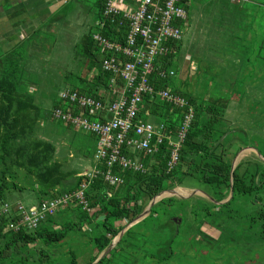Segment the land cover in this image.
<instances>
[{"label": "trees", "instance_id": "obj_1", "mask_svg": "<svg viewBox=\"0 0 264 264\" xmlns=\"http://www.w3.org/2000/svg\"><path fill=\"white\" fill-rule=\"evenodd\" d=\"M106 1L100 0V18ZM196 3L184 4L187 19L195 33L201 30L204 35L186 42L188 26L184 27L182 39L170 42L169 51L157 58V65L175 74L150 76L155 90L170 87L194 111L178 164L168 171V138L153 154L125 150L144 164V172L116 166L121 184L94 177L85 189L90 210L69 203L35 229L14 228L21 216L13 204L30 196L35 202L29 207L36 206L43 199L79 189L87 178L76 168L68 169L58 159L55 144L41 135L44 103L35 95L40 85L29 88V82L40 78L38 74L24 77L47 31L33 33L7 52L0 49V205L11 204L8 213L0 214V264H92L157 194L175 185L187 187L184 184L189 181L202 182L211 198L195 194L160 199L146 217L127 227L97 264H264V162L245 157L231 172L241 149L236 147L238 129L243 128L238 120L246 111L241 123L248 124L243 129L250 130L264 156V0ZM190 9L198 16L193 21ZM93 32L79 42L84 58L78 65L87 74L67 72L63 79L74 81L73 90L106 102L101 89L108 88L111 74L100 68L102 54ZM100 32L114 39L117 25L108 21ZM186 54L201 71L202 91L195 92L189 81L179 78V62ZM93 69H97L95 75L88 77ZM217 79L225 82L217 85ZM60 106L61 100L53 101V109ZM145 111H149L148 119L166 125L175 139L187 107L174 106L155 93L144 96L139 114L143 118ZM88 134L95 139V149L88 152L94 162L98 138ZM231 187L232 197L218 203L228 198ZM73 235L83 237L82 244L62 250L63 245L73 244Z\"/></svg>", "mask_w": 264, "mask_h": 264}, {"label": "built area", "instance_id": "obj_2", "mask_svg": "<svg viewBox=\"0 0 264 264\" xmlns=\"http://www.w3.org/2000/svg\"><path fill=\"white\" fill-rule=\"evenodd\" d=\"M191 0H107L103 17L98 21L99 31L93 33L102 54L100 68L109 72L111 78L108 88L102 87L101 93L106 102L90 95L82 94L68 87L61 91L63 106L53 109L55 119L76 131L91 133L98 138L94 155V165L80 173L87 180L75 191L57 194L51 199H43L38 205L29 207L22 202L13 204L18 210L20 220L14 226L35 229L48 215H53L62 206L78 203L90 210L85 189L96 176H102L109 184H121L122 176L115 170L145 171V166L137 157L129 156L126 151H146L153 154L165 138L170 139L171 150L168 171L179 162L180 150L194 117L192 106L187 99L170 87L155 90L150 76H173L174 70L157 65L158 56L169 51V44L181 40L187 10L184 4ZM201 1V0H195ZM231 2L249 0H230ZM108 21L116 23L117 34L114 39L103 35L100 30L107 27ZM121 34H120V33ZM93 69L90 76L95 75ZM157 94L160 99L174 106L187 107L181 125L171 139L166 125L156 124L141 117L144 96ZM115 96L112 100L110 97ZM140 202V201H139ZM11 204L0 205V214L8 213Z\"/></svg>", "mask_w": 264, "mask_h": 264}, {"label": "rangeland", "instance_id": "obj_3", "mask_svg": "<svg viewBox=\"0 0 264 264\" xmlns=\"http://www.w3.org/2000/svg\"><path fill=\"white\" fill-rule=\"evenodd\" d=\"M192 1L195 2V0ZM206 1L207 0L196 1L199 2L196 4L202 5ZM99 3L100 0H73L69 6V12L67 13L68 15L66 16V19L64 22L62 20L60 23V29H54L51 30V32H46V39L41 42L44 45L42 46L41 44L42 47H40L41 50L38 55L36 54L34 58H30L32 61V63L28 65L30 69L28 70V74L27 72L24 74V77L26 75L32 76L33 74H38V77L40 78L39 80L29 82V88L30 90H35L38 88V85H40V91L35 93V95L38 100L44 103L45 116H43L44 119L40 122L42 129V131H40L41 135L55 144L57 147L58 159L64 161L68 169L76 168L79 171L82 169L80 167V163H84V165H91L92 156H89V153H92L95 149V139L83 131H76L73 128L64 127L63 123L53 119V101H60L61 91L74 84V81H64L65 79H63V76L65 73L71 72L73 76L77 74H87L84 72V68L78 65L79 62L80 64L83 62L84 58L81 53V45L79 42L83 35L92 31L96 32L98 30L97 23L100 20ZM189 12V16L192 21L194 18L198 17L195 15L192 9H190ZM187 17L186 20L182 22L183 27L188 26L183 37V40L186 42L188 40H194L199 34L204 35L203 31L201 30H197L196 33L193 31L192 25L194 24H189ZM179 63L181 67L179 78L183 81H189L190 86L195 92L202 91L203 86L201 84L203 77L201 75V71L197 67L196 61L190 59L186 54ZM38 67L39 69H37ZM90 73L91 71L89 74ZM89 74L87 75L88 77H90ZM33 77L36 78L34 75ZM222 81L225 82V80L217 79V85ZM258 96L260 97V93H258ZM228 114L232 115L233 110L229 109ZM246 115L247 111L243 116L240 117L241 120H238L240 122L239 126H242L243 128H246L248 124V122H245L244 124L241 123V121L245 119ZM151 121L154 122L153 120ZM243 128L239 127L238 129V136L240 139L236 147H241L239 150V152H241L238 156L239 161L245 157H248L247 159L256 160L260 158L261 161L264 162V156L259 152L258 149V147L260 148V144L253 137L250 130L245 131ZM259 153L262 157L259 155ZM184 185H187V187L183 188L181 186L178 187L175 185L169 188H175V194L167 192L163 194V198L170 196L178 197L180 194L187 196L193 192V189H198L205 192V187L202 182L189 181ZM196 193V195L206 197L208 199V197L203 193L199 191ZM26 194L27 193L24 195ZM20 200L27 206L32 205V201L35 202L34 198H30V196L26 197L25 200ZM84 228L88 230L87 225H85ZM73 236L74 240L71 241L73 244L69 246L66 244L63 245L62 250L68 249L69 247L76 248L82 244L83 237H80L79 235ZM70 238L71 235L66 239L67 241L65 243H68ZM174 263L179 264L177 261H174ZM185 264L201 263L197 261L195 263L186 262Z\"/></svg>", "mask_w": 264, "mask_h": 264}, {"label": "crops", "instance_id": "obj_4", "mask_svg": "<svg viewBox=\"0 0 264 264\" xmlns=\"http://www.w3.org/2000/svg\"><path fill=\"white\" fill-rule=\"evenodd\" d=\"M72 1L0 0V49L7 52L37 31L60 29V23L66 19ZM40 39L43 41L46 36ZM93 165V160L91 165L80 163V173Z\"/></svg>", "mask_w": 264, "mask_h": 264}, {"label": "water", "instance_id": "obj_5", "mask_svg": "<svg viewBox=\"0 0 264 264\" xmlns=\"http://www.w3.org/2000/svg\"><path fill=\"white\" fill-rule=\"evenodd\" d=\"M247 148H251V147H247ZM247 148H245V149H247ZM254 149V148H253ZM241 152V151H240ZM240 152H238L237 153V155L235 156V158L233 159V161H232V167H231V172H233V170L235 169V167H236V165L238 164V161H239V158H238V156H239V154H240ZM259 155L261 156V154L259 153ZM262 157V156H261ZM264 159V158H263ZM178 187H180V186H178ZM197 191H199V192H201V193H203L205 196H207L208 198H211L210 196H208L205 192H203V191H201V190H198V189H193V192L190 194V195H187V196H183V195H179L178 197L179 198H187V197H190V196H192V195H194V194H197L196 192ZM173 193V194H175V192H176V190H175V188H172V189H167V190H164V191H162V192H160L159 194H157L148 204H147V206L145 207V209L141 212V214H139V216L133 221V222H137V221H139V220H141V219H143L144 217H146L148 214H149V212H150V210H151V208H152V206L157 202V201H159L160 199H162L163 197H164V193ZM232 195H233V190H232V187H231V191H230V194H229V196H228V198H226L225 200H222V201H220V202H218V203H223V202H226V201H228L231 197H232ZM133 222H131V223H129V225L128 226H126L124 229H122L120 232H119V234L115 237V238H113V240H112V242L108 245V247L98 256V258L95 260V261H93L92 262V264H97V262L102 258V257H104L105 255H107L112 249H113V247L116 245V243L119 241V239L122 237V235H123V233L125 232V230L127 229V227H129Z\"/></svg>", "mask_w": 264, "mask_h": 264}, {"label": "bare ground", "instance_id": "obj_6", "mask_svg": "<svg viewBox=\"0 0 264 264\" xmlns=\"http://www.w3.org/2000/svg\"><path fill=\"white\" fill-rule=\"evenodd\" d=\"M188 192V191H187Z\"/></svg>", "mask_w": 264, "mask_h": 264}]
</instances>
